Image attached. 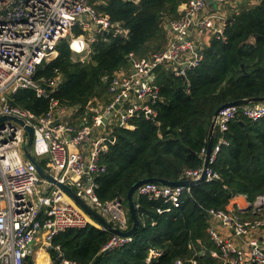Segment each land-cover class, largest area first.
I'll return each mask as SVG.
<instances>
[{"label": "built area", "instance_id": "1", "mask_svg": "<svg viewBox=\"0 0 264 264\" xmlns=\"http://www.w3.org/2000/svg\"><path fill=\"white\" fill-rule=\"evenodd\" d=\"M209 1L218 9L209 11L206 0H183L181 17L170 23L172 35L167 46L146 56L129 54V68L117 72L106 86L110 103L103 106L96 100L89 101L85 114H91V118H84L75 126L74 109L59 106L53 97L59 78L44 86L34 82L33 77L39 66L56 58L61 40H67L73 60L87 61L97 34L113 28L109 17L98 14L89 0H0V118L16 120L0 123V264H40L41 256L47 260L41 264H53L50 249L56 252L55 264H79L64 258L59 247L52 246L53 237L87 226L106 231L56 184L39 177L23 152L27 141L25 127L33 130L31 155L38 163L46 160L44 170L57 183L68 186L115 228L122 232L130 229L123 204L118 199L103 203L96 195L95 179L104 172L101 158L115 143V128L133 130L132 120L141 117L159 126L154 108L160 99L156 83L159 67L185 79L186 73L201 63L202 39L216 37L226 41L224 26L230 17L220 6L227 5L229 0ZM252 1L258 4L264 0ZM75 28L83 33L74 35ZM116 32L126 36L123 29ZM19 90H30L37 98L49 100L48 111L37 117L13 105L12 98ZM238 115L253 122L264 119V103L228 107L219 113L215 128L219 136L202 182L219 179L213 164L222 147L229 145L224 133ZM56 119L58 123L53 126ZM204 154L202 150L201 155ZM201 174L202 167L186 170L184 181L196 182ZM189 191L190 186L149 183L140 186L135 195L160 201L155 212L163 215L172 214L183 194ZM205 213L206 234L214 245L209 250L211 258L218 264H264V195L253 202L238 195L229 201L225 211L210 209ZM246 214L252 218L243 219ZM131 240L112 235L102 251L120 248ZM204 254L201 252L200 256ZM160 256V251L149 249L145 262L149 264ZM189 263L197 264L194 260Z\"/></svg>", "mask_w": 264, "mask_h": 264}, {"label": "trees", "instance_id": "2", "mask_svg": "<svg viewBox=\"0 0 264 264\" xmlns=\"http://www.w3.org/2000/svg\"><path fill=\"white\" fill-rule=\"evenodd\" d=\"M89 1L98 14L109 17L113 28L97 34L85 62L73 60L67 40H61L56 58L39 66L33 77L44 86L59 78L53 97L59 106L74 109L75 126L91 118L85 114L89 101L103 106L110 103L106 86L117 72L129 68V54L144 56L163 49L164 23L180 18L178 7L183 0ZM240 12L224 26L226 41L213 37L202 50L199 66L189 70L185 79L164 67L156 70L160 99L154 108L159 126L141 117L132 120L133 130L112 131L115 143L102 156L104 172L95 179L101 202L121 198L127 210L126 196L135 183L144 179L184 181L186 170L203 165L201 152L207 148L214 112L227 103L264 97V1ZM117 29L125 30L126 36ZM82 33L79 28L73 30L74 35ZM11 103L37 117L49 108V100L37 98L30 90H19ZM224 135L229 145L222 147L213 164L219 179L191 185L172 214L157 215L160 201L134 196L140 224L129 244L102 251L112 234L87 226L55 235L52 246L79 264H147L149 249L161 252L149 264H173L176 260L218 264L209 255L214 245L206 234L205 212L225 211L238 195L249 202L264 195V119L253 122L238 115ZM218 136L216 129L212 147ZM45 163L39 161L43 169ZM127 218L131 227L128 211ZM201 252L205 254L200 256ZM48 254L55 264L56 252L50 249Z\"/></svg>", "mask_w": 264, "mask_h": 264}, {"label": "water", "instance_id": "3", "mask_svg": "<svg viewBox=\"0 0 264 264\" xmlns=\"http://www.w3.org/2000/svg\"><path fill=\"white\" fill-rule=\"evenodd\" d=\"M207 3H210L209 0H206ZM229 21V20H228ZM227 21V23H228ZM170 26H167L169 28ZM184 79V78H183ZM264 103V97H255V98H249V99H244V100H239L231 103L224 104L220 106L213 114L212 116V121L211 125L208 131V142H207V148L203 157V165H202V174L200 176V179L196 182L193 181H179V182H169L165 180H156V179H144L141 180L137 183H135L128 191L127 196H126V202H127V211L129 214V217L132 221L131 227L128 231L122 232L119 229L115 228L111 223L107 222L105 219L101 218L95 211H93L85 202H83L74 192L71 190L68 186L57 183L53 177H51L40 165L39 163L35 160V158L31 155V148H32V143H33V130L30 127H25L26 133H27V141L26 144L23 148L24 155L26 159L33 164L35 167V170L39 177L42 179L56 184L70 199L71 202L76 204L81 210H83L89 217H91L95 222H97L99 225L104 227L106 231H108L112 235H116L119 237L123 238H132L135 236L137 228L140 224L139 218L137 216L136 208H135V203H134V196L136 194L137 189L144 185V184H158L162 186H167V187H179V186H191L196 183H201L204 180L205 177V172L208 167V161L212 152V137L213 133L215 131L217 122H218V116L219 113L224 110L225 108L228 107H241V106H246L249 104H263ZM5 120H14L12 118H7V117H1L0 118V123L5 121ZM20 125H23L22 121H17ZM102 122L106 124V118L102 119ZM58 123V120L56 119L55 122L53 123V126H55ZM241 123V122H240ZM117 128L114 129L116 131ZM118 203L123 204V200L121 198L118 199Z\"/></svg>", "mask_w": 264, "mask_h": 264}, {"label": "crops", "instance_id": "4", "mask_svg": "<svg viewBox=\"0 0 264 264\" xmlns=\"http://www.w3.org/2000/svg\"><path fill=\"white\" fill-rule=\"evenodd\" d=\"M254 4L255 3L252 0H229V3L227 5H225V6L222 5V6H220V8L225 11L226 17L229 18L233 14H235L236 11L237 12L239 10L242 11L243 8H245L243 6H246V9H248V8L252 7ZM215 9H218V6L217 5L212 4L211 2L208 3V10L209 11H213ZM178 11H179L180 17H181V15H182V13L184 11V2L183 1H182V3L178 7ZM173 21H175V20H173ZM173 21L164 23V28H165V31H166V36H165L166 42H165V45L163 46V49L167 46V44L171 40V35H172L171 29H170V27L167 28V26H170V23L173 22ZM210 38L211 37H205V39H202L200 41V49L201 50H203L204 48L209 47V44L211 42L210 40L212 39V38L211 39ZM151 53H154V52H151ZM151 53H148L146 55H150Z\"/></svg>", "mask_w": 264, "mask_h": 264}, {"label": "rangeland", "instance_id": "5", "mask_svg": "<svg viewBox=\"0 0 264 264\" xmlns=\"http://www.w3.org/2000/svg\"><path fill=\"white\" fill-rule=\"evenodd\" d=\"M243 7H245V8H243V9H246V6H243ZM238 12H240V10L238 11ZM237 11H236V13H238ZM234 15V14H233ZM117 124V123H116ZM115 124V125H116ZM125 206V205H124ZM126 207V206H125ZM125 210H126V208H125ZM127 211V210H126ZM47 260H46V258L45 257H42L41 256V258L39 259V262H46Z\"/></svg>", "mask_w": 264, "mask_h": 264}, {"label": "bare ground", "instance_id": "6", "mask_svg": "<svg viewBox=\"0 0 264 264\" xmlns=\"http://www.w3.org/2000/svg\"><path fill=\"white\" fill-rule=\"evenodd\" d=\"M240 13H241V12H240ZM228 22H229V21H228ZM164 35H165V34H164ZM164 40H165V39H164ZM159 69H160V68H159ZM159 69H158V70H159ZM161 72H162V71H161ZM238 194H239V193H238ZM42 257H44V256H42ZM38 262H39V261H38ZM39 263L41 264V263H45V262H39ZM182 264H183V263H182Z\"/></svg>", "mask_w": 264, "mask_h": 264}]
</instances>
